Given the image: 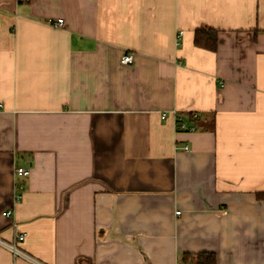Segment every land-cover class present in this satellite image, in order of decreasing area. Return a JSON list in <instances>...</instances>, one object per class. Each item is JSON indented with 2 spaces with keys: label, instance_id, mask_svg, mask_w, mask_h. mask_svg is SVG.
I'll return each instance as SVG.
<instances>
[{
  "label": "crops",
  "instance_id": "obj_1",
  "mask_svg": "<svg viewBox=\"0 0 264 264\" xmlns=\"http://www.w3.org/2000/svg\"><path fill=\"white\" fill-rule=\"evenodd\" d=\"M0 104V264H264V0H0Z\"/></svg>",
  "mask_w": 264,
  "mask_h": 264
},
{
  "label": "trees",
  "instance_id": "obj_2",
  "mask_svg": "<svg viewBox=\"0 0 264 264\" xmlns=\"http://www.w3.org/2000/svg\"><path fill=\"white\" fill-rule=\"evenodd\" d=\"M217 41V31L212 28H201L195 32L194 42L198 46L215 50ZM258 197L264 199V191L259 192ZM181 264H217V255L213 251L186 252L182 257Z\"/></svg>",
  "mask_w": 264,
  "mask_h": 264
},
{
  "label": "built area",
  "instance_id": "obj_3",
  "mask_svg": "<svg viewBox=\"0 0 264 264\" xmlns=\"http://www.w3.org/2000/svg\"><path fill=\"white\" fill-rule=\"evenodd\" d=\"M55 24H57V25H62L63 24V19L62 18H60V19H58L56 22H55ZM183 34V31L181 30V31H179L178 33H177V44L178 45H180V43H181V35ZM122 62L123 63H126V64H131L132 62H133V55L132 54H125L123 57H122ZM0 106H2V104H0ZM181 127H183V128H189L185 123H182L181 125H180ZM190 129H193V127H190ZM16 174H17V176H19V177H21V178H26V177H28L29 176V174H30V168L29 167H25V166H18L17 168H16ZM18 188L20 189V190H22L23 188H24V183H19L18 184ZM181 211L180 210H178V211H176V213H180ZM6 214L7 215H10L11 214V211L9 210V211H7L6 212ZM25 238V233H23V232H19V233H17V235L15 236V242L13 243V244H9L8 246L15 252V253H18V254H23V255H25L26 257H29L30 259H32V257H30L29 255H27L26 253H24V252H22L21 250H20V248H18V246H17V242H20V241H22L23 239ZM38 264H43V263H41V262H39V261H36Z\"/></svg>",
  "mask_w": 264,
  "mask_h": 264
}]
</instances>
